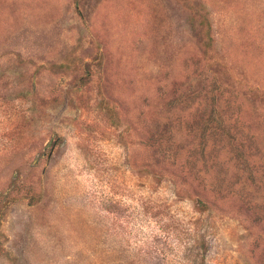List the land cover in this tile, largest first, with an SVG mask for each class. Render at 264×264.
Segmentation results:
<instances>
[{
	"label": "rangeland",
	"instance_id": "374dc122",
	"mask_svg": "<svg viewBox=\"0 0 264 264\" xmlns=\"http://www.w3.org/2000/svg\"><path fill=\"white\" fill-rule=\"evenodd\" d=\"M0 264H264V0H0Z\"/></svg>",
	"mask_w": 264,
	"mask_h": 264
},
{
	"label": "trees",
	"instance_id": "16d2710c",
	"mask_svg": "<svg viewBox=\"0 0 264 264\" xmlns=\"http://www.w3.org/2000/svg\"><path fill=\"white\" fill-rule=\"evenodd\" d=\"M195 204L197 205V208H198L199 210H202V209L204 208V204H203V202L200 201L199 199H196V200H195Z\"/></svg>",
	"mask_w": 264,
	"mask_h": 264
}]
</instances>
